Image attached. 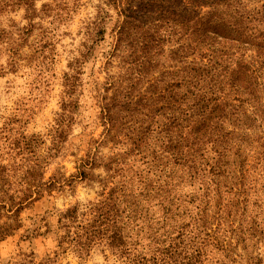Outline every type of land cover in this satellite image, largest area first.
<instances>
[{
  "label": "clouds",
  "instance_id": "1",
  "mask_svg": "<svg viewBox=\"0 0 264 264\" xmlns=\"http://www.w3.org/2000/svg\"><path fill=\"white\" fill-rule=\"evenodd\" d=\"M145 2L0 0V264H264V0Z\"/></svg>",
  "mask_w": 264,
  "mask_h": 264
},
{
  "label": "trees",
  "instance_id": "2",
  "mask_svg": "<svg viewBox=\"0 0 264 264\" xmlns=\"http://www.w3.org/2000/svg\"><path fill=\"white\" fill-rule=\"evenodd\" d=\"M180 2H183V0H146L142 4V11L138 15L141 20L160 18L163 20L174 19L186 22L193 15V12L187 8V4H191L192 0H187V4L183 10L179 7Z\"/></svg>",
  "mask_w": 264,
  "mask_h": 264
}]
</instances>
